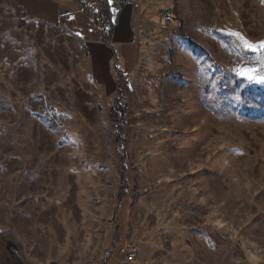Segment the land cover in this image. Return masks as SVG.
Returning a JSON list of instances; mask_svg holds the SVG:
<instances>
[{
    "label": "rangeland",
    "instance_id": "1",
    "mask_svg": "<svg viewBox=\"0 0 264 264\" xmlns=\"http://www.w3.org/2000/svg\"><path fill=\"white\" fill-rule=\"evenodd\" d=\"M139 3L90 48L0 0V264H264V0Z\"/></svg>",
    "mask_w": 264,
    "mask_h": 264
},
{
    "label": "crops",
    "instance_id": "2",
    "mask_svg": "<svg viewBox=\"0 0 264 264\" xmlns=\"http://www.w3.org/2000/svg\"><path fill=\"white\" fill-rule=\"evenodd\" d=\"M11 1H13L15 5L20 10H22L25 16L27 15L26 17H33L39 19V21L42 24L52 27L53 29L70 28L72 30L77 31L78 33L81 34L82 37H85L87 41L85 42L82 37L80 38L78 37V38L90 48H95V46L97 45L96 35L98 39H99V34L101 37V33H98L95 30H93L91 26L92 16L94 17L96 14L99 15L98 0H93L91 4H88L86 0H69V1L11 0ZM114 1L117 2L116 7H114ZM109 3H110L113 19L117 21V27L114 31L113 41L111 43H106V44L113 46V44H116L115 38L117 36V32H119L118 30L119 17L121 15V12L123 13V11H125V5L127 4H125L123 0H109ZM84 5L89 6L91 17L87 16L84 13ZM93 5L96 7L95 11H93V7H92ZM135 10L137 9H134V11ZM93 32L96 33L95 36ZM92 37L95 38V40H93ZM100 42L105 44L102 41V38H100ZM127 45L131 47L126 48V47H122L123 44H119L117 49L124 55H130L134 59L136 57L135 48L132 47V45L130 44Z\"/></svg>",
    "mask_w": 264,
    "mask_h": 264
},
{
    "label": "trees",
    "instance_id": "3",
    "mask_svg": "<svg viewBox=\"0 0 264 264\" xmlns=\"http://www.w3.org/2000/svg\"><path fill=\"white\" fill-rule=\"evenodd\" d=\"M99 6V15L102 17L104 21L109 24V31L107 33L101 31V38L104 43H111L114 38V31L117 27V21L113 19L111 7L109 0H98ZM84 13L91 17L90 9L88 5H84ZM25 25L24 20H19V27H23ZM117 63V58H116ZM115 63L114 69L116 73L115 79V87H114V96L112 100V104L110 107V119L114 128V141L116 145L117 154L121 162L123 163V176H122V185H121V194H128L129 189H131L130 183L127 179V171H128V162L129 155L127 152V135L125 133L126 127V117L128 113V107L123 103L124 99V72L117 66ZM116 244L119 241V235L115 236ZM110 261V255L106 260L104 259L103 264H107Z\"/></svg>",
    "mask_w": 264,
    "mask_h": 264
},
{
    "label": "built area",
    "instance_id": "4",
    "mask_svg": "<svg viewBox=\"0 0 264 264\" xmlns=\"http://www.w3.org/2000/svg\"><path fill=\"white\" fill-rule=\"evenodd\" d=\"M123 2L131 7H133L134 9H139L140 7V3H139V0H123ZM162 17H170V12L167 11L166 13L165 12H162ZM109 24L108 23H103L101 26H100V30L107 33L109 31ZM137 255H138V250L137 248H130L128 253H127V259L128 261H135L136 258H137Z\"/></svg>",
    "mask_w": 264,
    "mask_h": 264
},
{
    "label": "snow or ice",
    "instance_id": "5",
    "mask_svg": "<svg viewBox=\"0 0 264 264\" xmlns=\"http://www.w3.org/2000/svg\"><path fill=\"white\" fill-rule=\"evenodd\" d=\"M234 35H238V34H234ZM241 39H243L241 37ZM245 46L253 51H257V50H264V42H261L259 45V48H257L256 45H253L252 43L248 42L247 40L244 41ZM262 82H264V77L261 78Z\"/></svg>",
    "mask_w": 264,
    "mask_h": 264
},
{
    "label": "water",
    "instance_id": "6",
    "mask_svg": "<svg viewBox=\"0 0 264 264\" xmlns=\"http://www.w3.org/2000/svg\"><path fill=\"white\" fill-rule=\"evenodd\" d=\"M63 1H69V0H63Z\"/></svg>",
    "mask_w": 264,
    "mask_h": 264
}]
</instances>
